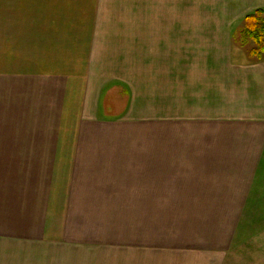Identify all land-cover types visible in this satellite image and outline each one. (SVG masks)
Masks as SVG:
<instances>
[{"label":"crops","instance_id":"obj_1","mask_svg":"<svg viewBox=\"0 0 264 264\" xmlns=\"http://www.w3.org/2000/svg\"><path fill=\"white\" fill-rule=\"evenodd\" d=\"M264 0H0V264H264Z\"/></svg>","mask_w":264,"mask_h":264},{"label":"trees","instance_id":"obj_2","mask_svg":"<svg viewBox=\"0 0 264 264\" xmlns=\"http://www.w3.org/2000/svg\"><path fill=\"white\" fill-rule=\"evenodd\" d=\"M241 34L253 42L249 48L248 55L258 59L264 54V11L255 9L246 14L243 20Z\"/></svg>","mask_w":264,"mask_h":264},{"label":"rangeland","instance_id":"obj_3","mask_svg":"<svg viewBox=\"0 0 264 264\" xmlns=\"http://www.w3.org/2000/svg\"><path fill=\"white\" fill-rule=\"evenodd\" d=\"M239 37L240 40L242 41L241 44L246 50L253 46V42L249 38L245 37L242 34H240Z\"/></svg>","mask_w":264,"mask_h":264}]
</instances>
